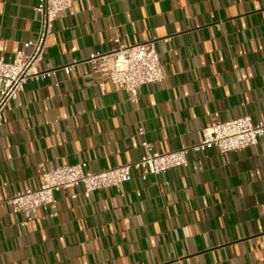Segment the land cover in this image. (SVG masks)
Listing matches in <instances>:
<instances>
[{"label":"crops","instance_id":"1","mask_svg":"<svg viewBox=\"0 0 264 264\" xmlns=\"http://www.w3.org/2000/svg\"><path fill=\"white\" fill-rule=\"evenodd\" d=\"M37 2L0 0V58L37 37ZM117 39H158L164 77L136 100L111 82L103 90L83 62L29 81L3 111L0 264H264V136L242 150L191 152L187 166L147 181L135 170L123 194L60 191L27 225L7 202L38 188L45 170L87 161L100 171L138 160L144 140L166 152L217 120H264V0H74L40 66L82 62Z\"/></svg>","mask_w":264,"mask_h":264},{"label":"built area","instance_id":"2","mask_svg":"<svg viewBox=\"0 0 264 264\" xmlns=\"http://www.w3.org/2000/svg\"><path fill=\"white\" fill-rule=\"evenodd\" d=\"M73 2L74 0H38L34 7L40 22L37 37L24 42V48L16 53L13 60L0 58V120L5 108L11 101L19 98L29 81L55 79L60 71L69 75L83 62L90 65L92 74L103 90L111 82L129 92L134 100L138 97L140 87L163 79L158 39L137 44H125L117 39L118 47L110 52H93L82 62L74 60L56 68H41L40 64L46 54L55 23L69 10ZM55 84L58 85L59 82L55 81ZM139 132L143 134L144 128L141 127ZM263 136L264 120L255 121L251 115L217 120L202 129V137L198 142L177 150L161 152L151 142L144 140L142 146L145 151L134 162L100 171L90 169L87 161L45 170L38 188L16 192L7 202L12 205L14 212L24 215L22 224L27 225L37 218L39 209L48 211L57 202L56 194L60 191L82 188L71 193L73 199L80 194L89 198L95 190L102 188L113 187L123 194L124 184L133 178L135 170L147 181L151 176L171 168L187 166L191 152L203 153L213 148L221 153L242 150L258 145ZM48 215L54 217L56 213L50 211Z\"/></svg>","mask_w":264,"mask_h":264}]
</instances>
